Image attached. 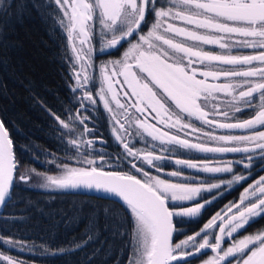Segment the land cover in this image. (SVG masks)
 <instances>
[{"label": "snow or ice", "instance_id": "snow-or-ice-1", "mask_svg": "<svg viewBox=\"0 0 264 264\" xmlns=\"http://www.w3.org/2000/svg\"><path fill=\"white\" fill-rule=\"evenodd\" d=\"M0 5L5 25L9 9L19 19L28 8L21 0ZM33 7L67 40L72 95L63 118L48 110L63 155L37 153L38 161L48 157L43 164L59 169L56 174L21 172L0 119V206L11 202L17 179L27 184L35 175L41 188L95 190L121 205L93 206L82 237L60 253L82 251L107 230L113 243L119 238L131 249L128 264H191L189 258L209 250L213 255L202 264H264V229L238 238L264 219V175L192 234L180 227L200 224L228 187L248 181L254 161L264 165V0H48ZM114 53L119 57L96 63ZM101 104L123 149L115 161L96 147L95 125L89 127ZM245 113L248 118L240 119ZM134 140L146 147L137 148ZM181 151L244 155L173 160L171 154ZM122 162L128 171L119 169ZM168 162L180 167L166 172ZM238 166L247 171L237 172ZM185 169L231 178L217 177V183L163 178L184 177ZM174 234L184 238L174 242ZM18 244L22 247L0 235V246ZM0 264L22 262L0 252ZM85 264H92L91 257Z\"/></svg>", "mask_w": 264, "mask_h": 264}, {"label": "trees", "instance_id": "trees-1", "mask_svg": "<svg viewBox=\"0 0 264 264\" xmlns=\"http://www.w3.org/2000/svg\"><path fill=\"white\" fill-rule=\"evenodd\" d=\"M21 2L28 5L21 18H16L15 9L8 10L6 25L0 17V31L3 33L0 36V61H7L6 64L0 63V117L5 121L13 140L20 171L36 169L37 172L47 171L48 174H56L59 169L51 164H43L48 157L40 156L38 161L37 153L39 150H44L58 157L63 155L59 151L57 124L48 110L63 118V110L68 106L66 102L72 95L69 85L73 81L69 79L71 73L65 55L67 40L58 26L53 25L51 20L46 21L42 18V9L33 7V5L45 4L48 0H21ZM122 51L123 49L120 53ZM120 53L102 55L96 63L116 59ZM93 115L95 120L89 122V127L95 125L96 147L109 153L115 161L116 154L123 149L118 146L112 134L108 114L103 110L102 104L100 110L93 112ZM248 116L249 114L245 113L240 119H246ZM238 132L239 130L236 131ZM100 140L104 143H99ZM133 143H136L137 148L146 147L143 141L137 143L134 140ZM157 152L159 153V148ZM171 156L173 160L175 158L199 160L205 157L237 160L243 154L228 153L218 157L213 154L181 151ZM254 164L255 169L243 186L234 184L228 187L223 196L209 206L200 224L186 223L180 226L184 232L192 234L216 211L230 202L238 201L243 189L260 175H264V172L260 171L264 165H260L258 160L254 161ZM129 167L126 162L119 163L120 170L128 171ZM179 167L168 162L165 171ZM235 170L247 171L239 166ZM153 174H156L155 170ZM184 176L197 183L200 181L217 183L219 182L217 177L231 178L230 174L197 173L189 169L184 170ZM163 178L182 181L171 177ZM15 183L18 185L15 188L16 194L0 216V235L22 242V247L20 244L15 248L0 246V252L19 258L27 264H85L86 256L91 257L92 264H128L131 249L124 246L119 238L113 243L112 236L107 230H102L99 238L89 243L82 251L58 252L61 248L71 247L74 239L79 240L82 237L87 213L93 206L119 208L121 207L119 202L67 190L40 189L31 180L25 184L17 179ZM80 208H83V212H77ZM103 223L101 218V226ZM261 229H264V219H257L241 232L238 238L254 234ZM183 238L182 235L174 234V242ZM229 243L226 241L223 247H228ZM54 252L57 254L53 255ZM212 255L209 250L199 258L189 259L191 264H202L203 260Z\"/></svg>", "mask_w": 264, "mask_h": 264}, {"label": "water", "instance_id": "water-1", "mask_svg": "<svg viewBox=\"0 0 264 264\" xmlns=\"http://www.w3.org/2000/svg\"><path fill=\"white\" fill-rule=\"evenodd\" d=\"M0 119H1V117H0ZM14 152H15V148H14ZM67 191L72 192V193L81 194V195H87V196H92V197H96V198H100V199H104V200H111V201L117 202L114 198H109V195L108 194L103 193V192H97L95 190H88V189H69ZM7 204L0 206V216L3 213V210H4V208H5V206ZM173 240H174V237H173Z\"/></svg>", "mask_w": 264, "mask_h": 264}, {"label": "rangeland", "instance_id": "rangeland-1", "mask_svg": "<svg viewBox=\"0 0 264 264\" xmlns=\"http://www.w3.org/2000/svg\"><path fill=\"white\" fill-rule=\"evenodd\" d=\"M224 130H219L218 131V134L219 133H222ZM235 134H243V133H240V132H238V133H235ZM240 154H242V153H240ZM223 155H225V154H213V156H218V157H221V156H223ZM244 155V154H243ZM189 170H192V169H189ZM192 171H195V170H192ZM196 172V171H195ZM202 173H204V172H202ZM206 174H213V173H206ZM171 178H175V179H178V180H183L184 178H187V177H180V178H178V177H171ZM31 181L33 182V183H35L34 185L37 187V188H40V189H45V188H41V187H39L38 185L42 182L41 181V179H40V177H37V176H33L32 177V179H31ZM5 254H7V253H5ZM8 255V254H7ZM11 256V255H10ZM14 257V256H13ZM14 258H16V257H14ZM16 259H18L19 261H21L22 262V264H27V263H24L22 260H20L19 258H16Z\"/></svg>", "mask_w": 264, "mask_h": 264}]
</instances>
